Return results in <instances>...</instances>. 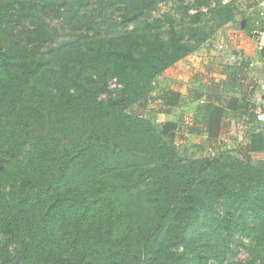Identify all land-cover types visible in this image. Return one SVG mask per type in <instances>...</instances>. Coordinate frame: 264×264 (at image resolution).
I'll return each instance as SVG.
<instances>
[{"label": "trees", "instance_id": "1", "mask_svg": "<svg viewBox=\"0 0 264 264\" xmlns=\"http://www.w3.org/2000/svg\"><path fill=\"white\" fill-rule=\"evenodd\" d=\"M158 2L0 0V264H209L215 254L225 264L241 234L256 245L251 258L230 264H264V163L239 150L182 158L165 142L177 124L157 127L129 112L158 76L208 40L195 26L202 12L189 36L174 25L166 37L153 32ZM92 6L120 7L116 30L133 25L131 36H90ZM228 8L217 7L216 30L232 19ZM51 16L84 26L74 42H60L59 56L40 51L51 41ZM138 31L140 41H128ZM109 75L123 94L102 100ZM181 99L165 89L167 110L158 111ZM250 110L239 113L258 121ZM199 111L190 133L214 145L227 110ZM249 138L251 151L257 138L263 144L261 134Z\"/></svg>", "mask_w": 264, "mask_h": 264}, {"label": "rangeland", "instance_id": "2", "mask_svg": "<svg viewBox=\"0 0 264 264\" xmlns=\"http://www.w3.org/2000/svg\"><path fill=\"white\" fill-rule=\"evenodd\" d=\"M158 1L159 2L157 4L156 11L151 16L150 22L152 23L151 25L154 28L153 32L161 31L163 32L164 37L167 36L166 32H169L171 30L172 25L176 26L179 30H182L186 35L189 36V34L187 33L189 32V29L194 26V16H196L197 14L199 15L200 12H202L204 16H200L202 18V21L200 24L195 26L199 28L200 34H203V36H208V40L206 42H210L219 31V29L223 28L225 25L237 26L239 28H242V30L247 33L246 35H251V37L254 38L257 36V33L262 29L264 24V0ZM221 4L229 5L228 9L222 10L223 13H228L230 9L234 15L232 19L226 21L218 30H216L215 28L218 22L216 10L217 7ZM88 13V19L93 23L89 35L95 39H106L114 37L122 40L126 37L128 38L129 36H131L133 32V25L127 28L122 26L119 28V30H116V26L123 22L122 18L124 12L120 9V7L105 9L101 8L100 10L97 6H92L90 7ZM47 21L49 22L47 31L50 34L51 41L44 43V45L41 46L40 51L49 56H59L62 52L65 51L58 47L59 44H61L60 42H64V45L74 42L79 32L84 28V26H81L82 28L72 27L71 24L69 25L65 20L58 19L57 17L55 18V16H51ZM18 30H20V32H22V30L28 31V29H23L22 27H18ZM213 30L215 31L213 34H211ZM144 33L145 32L143 31H138L134 33L131 37L132 39L130 38L128 39V41H140L138 36L141 37ZM196 42L197 41H191L192 44H195ZM33 44L38 45V42H33ZM212 45L213 44H211V46ZM219 48L220 51L224 50V47L221 48L220 46ZM65 49L70 50V46L65 47ZM55 60L57 59L54 57V61ZM58 63H60V61H58ZM168 70L169 69H167L163 74H161L154 80L151 86V92L149 93V95H147V97L143 98L142 104H137L129 110L131 114L143 115L149 118L157 127L163 126L162 117H164L165 115L161 111H158L162 108H165V106L160 103L161 100H159V94L161 93L162 89L169 88L171 85L173 86V82L169 80L171 78V74L168 73ZM107 82V92L100 96L102 100H108L109 98H115L118 95L123 94L122 90H124V84L119 78L113 75H109ZM185 85L186 84L184 82L180 83L179 89L183 88L187 93ZM187 86V90H194L195 88H197L189 87L188 83ZM184 96V98H186V95ZM191 97L194 98L193 95H191ZM195 97H197L196 94ZM205 100L207 99L201 100L199 104L201 106H204L206 104ZM201 106L200 108H203ZM252 107H254L255 109V114L249 115H256L257 118L259 115L264 116V108L261 107V105H253ZM250 108L251 104L248 106V110H250ZM254 109L251 108L252 111ZM201 114L202 113L198 112V116ZM231 118L233 120L237 119L236 121L239 123V125L238 123H232V125L230 126H225L226 128H224V131H226L225 134H227V132L230 133L233 141L228 140L229 142L223 143L220 140L216 144L212 145L208 142L206 136L201 134V132H199V134L198 132H196V134L188 135V132L186 130H191L192 128L190 129V127L188 128L187 125L185 126V124H182L178 131L172 130L173 133L176 134V137L166 138L165 142H167L170 146L177 147V154L182 158H203L206 156L215 155L220 151L227 152L228 150H230L237 152V150H239L242 156L246 159H250L253 164L257 165L264 163V119H258V121L249 120L240 113L233 114ZM190 122L193 123L192 121ZM193 126H195V124ZM251 133L252 136H254V134H261V137H263V144H261V142L259 141L260 137L257 138L258 147L253 151L248 148V144L250 142V138L248 139V137ZM221 209L224 210L222 207ZM255 245L256 241L253 239V236L249 234H241L237 236L230 244V247L232 249V253L229 256L230 261L227 259V261H225V264L243 262L248 260L249 258H251V253L248 249L254 248ZM222 257V255L218 254L212 255L210 257L209 264H220L222 262Z\"/></svg>", "mask_w": 264, "mask_h": 264}, {"label": "crops", "instance_id": "3", "mask_svg": "<svg viewBox=\"0 0 264 264\" xmlns=\"http://www.w3.org/2000/svg\"><path fill=\"white\" fill-rule=\"evenodd\" d=\"M246 34L242 28L225 25L210 42L201 45L195 52L169 68V80L173 82V86L165 89L180 93L182 99L179 107L168 109L169 112L164 113L163 122L177 124L176 131L182 124L188 128L193 127L198 119L202 121L203 115L198 116V112L201 113L198 111L201 106L199 103L207 99L206 105L222 106L227 110L220 140L223 143L233 141L230 133L225 134L224 131L232 123H238L231 116L239 114L243 109L248 110L245 106L250 104L251 108L253 105L264 108V54L255 37ZM220 46L224 47L223 51H220ZM182 82L186 84L187 93L183 88L179 89ZM187 83L189 87L197 88L187 90ZM165 89L160 90L159 99ZM247 116L244 115L246 119ZM200 128L202 131V125ZM186 131L188 135L196 134Z\"/></svg>", "mask_w": 264, "mask_h": 264}, {"label": "built area", "instance_id": "4", "mask_svg": "<svg viewBox=\"0 0 264 264\" xmlns=\"http://www.w3.org/2000/svg\"><path fill=\"white\" fill-rule=\"evenodd\" d=\"M256 43L258 44L259 48L264 50V24L262 29L257 33V36L255 37ZM222 48V46H221ZM259 119L263 120L264 116L259 115Z\"/></svg>", "mask_w": 264, "mask_h": 264}]
</instances>
